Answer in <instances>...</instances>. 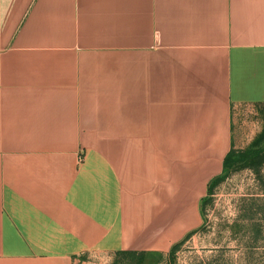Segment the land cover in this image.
Wrapping results in <instances>:
<instances>
[{
	"label": "crops",
	"instance_id": "crops-1",
	"mask_svg": "<svg viewBox=\"0 0 264 264\" xmlns=\"http://www.w3.org/2000/svg\"><path fill=\"white\" fill-rule=\"evenodd\" d=\"M256 106L264 0H0V264L171 253Z\"/></svg>",
	"mask_w": 264,
	"mask_h": 264
},
{
	"label": "rangeland",
	"instance_id": "rangeland-1",
	"mask_svg": "<svg viewBox=\"0 0 264 264\" xmlns=\"http://www.w3.org/2000/svg\"><path fill=\"white\" fill-rule=\"evenodd\" d=\"M236 138L222 179L201 205L202 226L171 253L142 264H264V163L256 168L239 160L264 135V106L234 111ZM86 264H112L87 256ZM115 264H131L125 260Z\"/></svg>",
	"mask_w": 264,
	"mask_h": 264
},
{
	"label": "trees",
	"instance_id": "trees-1",
	"mask_svg": "<svg viewBox=\"0 0 264 264\" xmlns=\"http://www.w3.org/2000/svg\"><path fill=\"white\" fill-rule=\"evenodd\" d=\"M240 153L241 155L239 157V160L243 162H247L249 167L256 168V167L261 166L264 163V135L257 142H255L249 150L245 152H240ZM231 154H232V151L225 159L224 171L229 164L228 159L231 156ZM223 174L217 179H215V181H213V183L211 184L209 188V194L212 193L214 188L217 186L219 181L222 179ZM126 255L129 257L130 262L132 264H142L146 260L145 255H141V254L140 255L126 254Z\"/></svg>",
	"mask_w": 264,
	"mask_h": 264
}]
</instances>
